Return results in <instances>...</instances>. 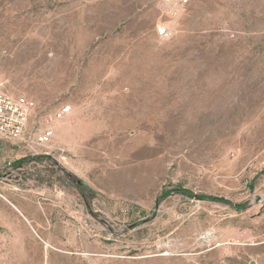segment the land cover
<instances>
[{"label": "rangeland", "instance_id": "obj_1", "mask_svg": "<svg viewBox=\"0 0 264 264\" xmlns=\"http://www.w3.org/2000/svg\"><path fill=\"white\" fill-rule=\"evenodd\" d=\"M0 84L52 161L0 165V264H264V0H0Z\"/></svg>", "mask_w": 264, "mask_h": 264}, {"label": "built area", "instance_id": "obj_2", "mask_svg": "<svg viewBox=\"0 0 264 264\" xmlns=\"http://www.w3.org/2000/svg\"><path fill=\"white\" fill-rule=\"evenodd\" d=\"M34 109L33 100L23 96L13 97L4 91L0 84V137L6 140L21 139ZM70 112L69 105H61L54 113V120L64 119ZM53 136V130L47 126L41 131H31L23 142L29 146L44 147L51 142Z\"/></svg>", "mask_w": 264, "mask_h": 264}, {"label": "trees", "instance_id": "obj_3", "mask_svg": "<svg viewBox=\"0 0 264 264\" xmlns=\"http://www.w3.org/2000/svg\"><path fill=\"white\" fill-rule=\"evenodd\" d=\"M31 161L36 162V163H43L45 161L52 162L51 158L49 156L38 154V155L26 156L24 158L17 160L15 162L14 168H16V169L22 168L23 165H25ZM54 163H55V165L58 166V164L56 162H54ZM59 169H60V171H62L63 176L66 179H68L69 181L77 183L76 184L77 190L79 192H81L83 198H85V194L83 193L84 191L89 193L90 196H92V197L94 196V194L90 193L89 190H87V189L84 190L85 185L83 184L82 181L78 180L74 175L66 172L62 168H59ZM49 172L52 173L53 170H49ZM172 194H181L182 196L188 197L190 199H196V200H200V201H209V202H213V203L228 205L233 210H235L237 212L245 210L247 205H248L247 203H235V204H233V203L229 202L228 200H226L225 198H222V197H215V196H211V195H207V194H195L194 192H192L190 190L183 189L180 187H176V188H172L170 190L163 191L161 196H160V199L163 200Z\"/></svg>", "mask_w": 264, "mask_h": 264}, {"label": "crops", "instance_id": "obj_4", "mask_svg": "<svg viewBox=\"0 0 264 264\" xmlns=\"http://www.w3.org/2000/svg\"><path fill=\"white\" fill-rule=\"evenodd\" d=\"M3 87V86H2ZM4 89V88H3ZM5 91V89H4ZM6 92V91H5ZM7 94H9L8 92H6ZM13 97H18V96H22V95H18V96H14L12 94H9ZM25 97V96H23ZM27 98V97H26ZM29 99V98H28ZM32 100V99H31ZM33 113V112H32ZM32 115V114H31ZM30 115V116H31ZM46 126L44 128H41L39 129V131L45 129ZM25 134V133H24ZM23 138V137H22ZM24 139V138H23ZM19 140V139H18ZM17 140H6L2 137H0V165L4 164L7 162V164H9L12 168H14V165H15V162L21 158H24L26 156H29V155H25L24 152H22L20 146H18V143ZM20 143L21 140H20ZM15 145L19 148H16ZM35 146V145H34ZM37 147H40V146H37ZM20 149V151H19ZM41 155H45V154H41ZM32 156V155H31ZM9 159H11V161H9ZM33 162V161H31ZM29 162V163H31ZM34 163V162H33ZM36 163V162H35ZM28 164V163H27ZM26 165V164H25ZM23 165V167L25 166ZM16 169V168H14ZM17 169H20V168H17Z\"/></svg>", "mask_w": 264, "mask_h": 264}, {"label": "water", "instance_id": "obj_5", "mask_svg": "<svg viewBox=\"0 0 264 264\" xmlns=\"http://www.w3.org/2000/svg\"><path fill=\"white\" fill-rule=\"evenodd\" d=\"M164 32H165V29H163V28H158V33H159L160 35L164 34Z\"/></svg>", "mask_w": 264, "mask_h": 264}, {"label": "bare ground", "instance_id": "obj_6", "mask_svg": "<svg viewBox=\"0 0 264 264\" xmlns=\"http://www.w3.org/2000/svg\"><path fill=\"white\" fill-rule=\"evenodd\" d=\"M163 35H167V31L165 30L164 34Z\"/></svg>", "mask_w": 264, "mask_h": 264}]
</instances>
